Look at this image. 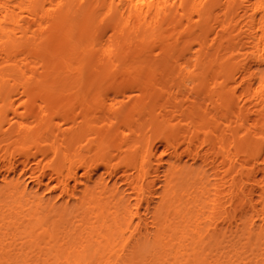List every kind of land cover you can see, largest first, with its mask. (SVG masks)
Returning a JSON list of instances; mask_svg holds the SVG:
<instances>
[{
    "label": "bare ground",
    "instance_id": "obj_1",
    "mask_svg": "<svg viewBox=\"0 0 264 264\" xmlns=\"http://www.w3.org/2000/svg\"><path fill=\"white\" fill-rule=\"evenodd\" d=\"M0 181V264H264V0H0Z\"/></svg>",
    "mask_w": 264,
    "mask_h": 264
},
{
    "label": "rangeland",
    "instance_id": "obj_2",
    "mask_svg": "<svg viewBox=\"0 0 264 264\" xmlns=\"http://www.w3.org/2000/svg\"><path fill=\"white\" fill-rule=\"evenodd\" d=\"M159 58V57H157ZM186 62V63H189L190 65L192 64H195L196 62V59L195 58H189L186 57V58H182L181 59V62ZM160 76L161 73L159 74ZM171 74L170 76H162V78L160 80H166V81H171ZM164 148L163 146H160V151H162ZM103 170L100 171V173H102ZM13 175H11L10 177H12ZM263 176V174L260 172L258 174V177L261 178ZM103 177L106 178V180L109 179V176L104 174L103 173ZM2 181H0V185H2ZM55 182H53L52 185H54ZM74 184V182H73ZM28 192L30 193H37V194H40L42 196H44L45 199L49 200L51 198H54L56 195L58 196V193H59V190L56 189V188H46L45 185H38L36 182H31L29 183V186H28ZM59 203L63 201V198H60L57 197ZM144 210V209H143ZM240 215H241V219L239 220V229H237L236 226L233 227V229H230V228H225L223 233H225L223 235V243L222 244H211L208 248H207V251H206V261L203 262V264H213L216 256L218 254H220V249L221 247H226V249H229V248H232V240H234L236 237H237V241L239 243V246L241 245V247L245 246V243L247 242L246 239H245V222H251V221H255L259 224V219L258 217L256 216V214L253 212L252 209H249L247 206H242V209L240 210ZM137 221V219H136ZM135 221V222H136Z\"/></svg>",
    "mask_w": 264,
    "mask_h": 264
}]
</instances>
